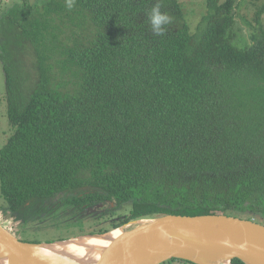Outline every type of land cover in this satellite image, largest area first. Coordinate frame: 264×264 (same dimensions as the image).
Listing matches in <instances>:
<instances>
[{
  "label": "trees",
  "instance_id": "16d2710c",
  "mask_svg": "<svg viewBox=\"0 0 264 264\" xmlns=\"http://www.w3.org/2000/svg\"><path fill=\"white\" fill-rule=\"evenodd\" d=\"M236 4L206 0L193 31L179 0H0L2 214L27 226L50 208L47 233L81 228L55 221L65 207L109 206L46 243L165 214L264 225V7L239 46Z\"/></svg>",
  "mask_w": 264,
  "mask_h": 264
},
{
  "label": "water",
  "instance_id": "95a60500",
  "mask_svg": "<svg viewBox=\"0 0 264 264\" xmlns=\"http://www.w3.org/2000/svg\"><path fill=\"white\" fill-rule=\"evenodd\" d=\"M85 236L111 238L108 246L90 251L99 254L92 262H76L51 250L55 244ZM171 259L192 264H232L235 259L264 264V225L229 215L165 214L103 234L36 244L20 240L0 222V264H164Z\"/></svg>",
  "mask_w": 264,
  "mask_h": 264
},
{
  "label": "rangeland",
  "instance_id": "374dc122",
  "mask_svg": "<svg viewBox=\"0 0 264 264\" xmlns=\"http://www.w3.org/2000/svg\"><path fill=\"white\" fill-rule=\"evenodd\" d=\"M181 2V5L183 7V11L185 13V19L187 20L188 24L191 26V28L193 29V31H195L198 23L201 21L202 17L206 14L207 12V8H206V0H179ZM236 9H237V16H236V27H235V31L237 33V35H235V44L239 45V46H246L249 45L251 43V35L255 32L254 29L252 27H250L246 21H253V19H255L256 17V13L264 7V0H237V4H236ZM262 23H263V27H264V15L262 16ZM2 80L0 79V115H1V120H2V130H3V135L2 138L4 137V132L6 130H8V122H7V116H6V103L4 100V85L1 84ZM1 148V147H0ZM7 205L5 198L3 196L2 193V186L0 184V220H4V223L9 226V227H16L17 228V224L15 223L16 220H13V218H11L10 215L7 216V214L5 213L3 216V212L4 209L3 207H5ZM112 208H115L114 206ZM110 209L108 208V210L106 211L107 213H110ZM86 218L85 220H82V222H78L79 226H81V228H79L77 225V227L73 226L72 228H60V229H54V231H49L47 233L41 232L40 229L44 228L42 227L43 225H30V229L29 230H25L22 231L21 233L24 232L23 236L18 235V237H25L29 235V238H36L38 237L40 239V241H47V240H52L53 237H56L57 234H66V233H78L82 230L84 231H89V230H94L96 229L94 227L95 221L94 220H90V219H94L93 217H84ZM10 220L9 221H6ZM77 219H80L79 217ZM99 221H103L106 219H98ZM77 223V224H78ZM27 225V227L29 226ZM47 229H53V228H47ZM43 230V229H42ZM15 231V229H14ZM39 233H36L38 232ZM85 235V234H83ZM80 236V235H78ZM73 237H77V236H73ZM71 238V237H70ZM69 238V239H70Z\"/></svg>",
  "mask_w": 264,
  "mask_h": 264
},
{
  "label": "flooded vegetation",
  "instance_id": "af4514ba",
  "mask_svg": "<svg viewBox=\"0 0 264 264\" xmlns=\"http://www.w3.org/2000/svg\"><path fill=\"white\" fill-rule=\"evenodd\" d=\"M102 205V206H100ZM75 208V209H74ZM81 208V209H80ZM109 206L108 205H104V204H97L94 206H82V207H65V209H61L58 213H54L56 215L55 221L60 219V220H64V221H78L79 219H77L78 217L82 220H85L86 218L84 217H93L94 219H99L104 217L105 214H107V210H108ZM53 211H50V208H48L46 211H42L38 218H34L33 222H31V226L32 225H45L47 223L46 220H44L45 218H48L47 216H50L51 213ZM10 215V213H9ZM4 216V215H3ZM8 216V215H7ZM11 216V215H10ZM11 218H13V220H16L13 216H11ZM50 219V218H48ZM53 219V218H52ZM9 221L10 220H7ZM1 223L4 222V220H0ZM15 223L17 224V230L16 227L15 228H9L10 230H12L15 235L18 237V235L21 236V232L25 231V230H29L30 229V225L24 226V220H19V221H15ZM15 229V231H14ZM21 238L22 237H18Z\"/></svg>",
  "mask_w": 264,
  "mask_h": 264
},
{
  "label": "bare ground",
  "instance_id": "6f19581e",
  "mask_svg": "<svg viewBox=\"0 0 264 264\" xmlns=\"http://www.w3.org/2000/svg\"><path fill=\"white\" fill-rule=\"evenodd\" d=\"M120 232L121 230L118 231V233ZM112 237L114 236L112 235ZM110 242L111 238L109 237L97 238L85 236L55 244L51 246V250L76 262H82L84 260H89V262H92L94 259L99 257V254L94 253L92 255L90 251L92 249H97L98 247L108 246Z\"/></svg>",
  "mask_w": 264,
  "mask_h": 264
},
{
  "label": "clouds",
  "instance_id": "9594fccd",
  "mask_svg": "<svg viewBox=\"0 0 264 264\" xmlns=\"http://www.w3.org/2000/svg\"><path fill=\"white\" fill-rule=\"evenodd\" d=\"M76 0H65V4L68 10H72L75 6ZM160 4H157L155 7L152 8L151 10V15H150V22L153 25V30L156 31L157 33H159L161 31L160 29V25L161 24H170L172 22V17L170 15H168L167 13L165 14H161L160 12ZM114 206V204H112V207ZM242 218V217H239ZM255 222H257L256 220H253ZM259 223V222H257ZM3 224H5L3 222ZM261 224V223H259ZM6 225V224H5ZM7 226V225H6ZM8 230H10L9 226ZM13 234H15L12 230H10Z\"/></svg>",
  "mask_w": 264,
  "mask_h": 264
}]
</instances>
